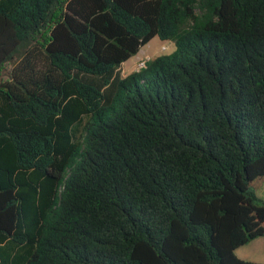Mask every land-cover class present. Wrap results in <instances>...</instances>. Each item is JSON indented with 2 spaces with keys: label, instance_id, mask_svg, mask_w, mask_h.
Masks as SVG:
<instances>
[{
  "label": "trees",
  "instance_id": "obj_1",
  "mask_svg": "<svg viewBox=\"0 0 264 264\" xmlns=\"http://www.w3.org/2000/svg\"><path fill=\"white\" fill-rule=\"evenodd\" d=\"M15 58L0 264H260L264 0H0Z\"/></svg>",
  "mask_w": 264,
  "mask_h": 264
},
{
  "label": "rangeland",
  "instance_id": "obj_2",
  "mask_svg": "<svg viewBox=\"0 0 264 264\" xmlns=\"http://www.w3.org/2000/svg\"><path fill=\"white\" fill-rule=\"evenodd\" d=\"M175 51L173 42H162L158 38H153L146 44L139 52V54L122 64L120 74L126 76L128 73L137 71L138 62H146L161 55H169ZM139 58L136 62V59ZM17 62L15 58L11 63L5 64L0 70V83L8 81L10 78V71L13 65ZM258 198L264 202V183L256 192ZM238 259L244 261L264 264V237L257 238L247 245L238 248L235 252Z\"/></svg>",
  "mask_w": 264,
  "mask_h": 264
},
{
  "label": "built area",
  "instance_id": "obj_3",
  "mask_svg": "<svg viewBox=\"0 0 264 264\" xmlns=\"http://www.w3.org/2000/svg\"><path fill=\"white\" fill-rule=\"evenodd\" d=\"M144 66H145V62L144 61L138 62L137 69L143 68Z\"/></svg>",
  "mask_w": 264,
  "mask_h": 264
},
{
  "label": "crops",
  "instance_id": "obj_4",
  "mask_svg": "<svg viewBox=\"0 0 264 264\" xmlns=\"http://www.w3.org/2000/svg\"><path fill=\"white\" fill-rule=\"evenodd\" d=\"M142 48H143V47H142ZM142 48H141V49H142ZM141 49H140V50H141ZM139 52H140V51H139ZM139 52H138V54H139ZM138 54H137V55H138ZM137 55H136V56H137ZM134 57H135V56H134ZM132 58H133V57H132ZM130 59H131V58H130ZM138 59H139V58L136 59V62H137ZM123 64H124V63H123ZM121 65H122V64H121ZM121 68H123V66H122ZM235 252H236V251H235Z\"/></svg>",
  "mask_w": 264,
  "mask_h": 264
}]
</instances>
